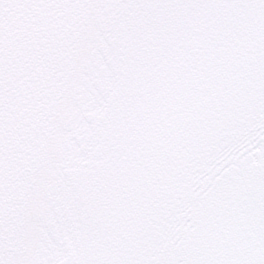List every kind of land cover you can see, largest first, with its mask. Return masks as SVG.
Masks as SVG:
<instances>
[{"label":"snow or ice","instance_id":"obj_1","mask_svg":"<svg viewBox=\"0 0 264 264\" xmlns=\"http://www.w3.org/2000/svg\"><path fill=\"white\" fill-rule=\"evenodd\" d=\"M0 264H264V0H0Z\"/></svg>","mask_w":264,"mask_h":264}]
</instances>
